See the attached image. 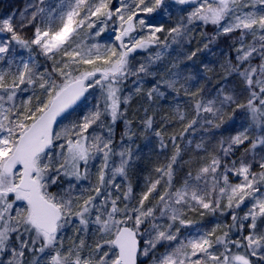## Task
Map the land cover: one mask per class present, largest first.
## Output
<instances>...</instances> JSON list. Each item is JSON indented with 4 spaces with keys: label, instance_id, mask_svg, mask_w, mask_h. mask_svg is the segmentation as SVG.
<instances>
[{
    "label": "snow or ice",
    "instance_id": "1",
    "mask_svg": "<svg viewBox=\"0 0 264 264\" xmlns=\"http://www.w3.org/2000/svg\"><path fill=\"white\" fill-rule=\"evenodd\" d=\"M171 4L194 7L174 27L151 22L152 14H170ZM109 22L117 43L91 42ZM197 22L217 28L205 48L239 34L235 62L214 93L197 87L195 75L171 69L147 90L140 124L159 140L158 151L168 147L169 126L183 130L168 137L173 154L137 193L129 171L138 146L127 109L163 52L194 38ZM152 48L159 51L134 63L138 51ZM37 50L51 67L38 63ZM232 75L239 91L227 83ZM172 94L187 97L184 107L195 115L188 120L177 103L173 119L161 116L156 127L153 106ZM88 96L95 103L78 111ZM237 111L248 125L222 136L217 149L196 143L205 155L177 185V168L191 163L182 160L190 134L220 131ZM118 121L125 125L119 143ZM192 212L230 214L231 223L182 238V228L197 224ZM158 246L165 252L157 255ZM141 257L150 264H264V0H29L19 15L0 18V264H142Z\"/></svg>",
    "mask_w": 264,
    "mask_h": 264
},
{
    "label": "trees",
    "instance_id": "2",
    "mask_svg": "<svg viewBox=\"0 0 264 264\" xmlns=\"http://www.w3.org/2000/svg\"><path fill=\"white\" fill-rule=\"evenodd\" d=\"M204 26V24L199 23L198 25L193 27L191 35L194 38L191 39V41L188 43V46L183 47L182 53H179L177 58L174 60L178 61L179 71H181L184 76H188L192 73L191 75H195L197 77V80L194 81L197 87H203L206 92H215V90L219 88L221 84L225 83L224 77L228 73V62L227 58L223 57L222 54H218V56L216 55L215 57L210 59L206 58L207 55L202 52V49L205 44V41L203 40L204 35L202 34V32L205 31ZM211 26L212 27L210 29H213L215 27L214 25ZM116 43L117 42L115 41L112 42V44ZM197 49L201 50L197 51ZM193 51H197V55L192 60H187L186 56L191 54V52ZM170 63L171 61L166 65L164 69L162 68L160 70L162 72L158 71V79H160L161 77H167V72L169 70ZM41 65H47L48 67H51V62L50 64L47 62H43L41 63ZM193 70L196 71L192 72ZM227 83L229 84V86L236 88L237 91H239L241 87L240 80L235 75L228 76ZM142 87L143 94L134 93L130 101V107L127 109V118L133 121V129L136 131V141H142L143 138L148 137L147 133L142 130L140 119L143 116V108L146 107L148 103L146 93L149 88L144 84L142 85ZM186 101L191 104V102L188 101V98L184 97L182 94L179 97V100L175 99L173 95H169L167 100L159 101L158 106L154 105L153 110L155 111V113H157L156 126H160L161 116H168L169 119H173L172 114L176 108L177 103L180 104L182 110L189 112L188 120H190L191 117L195 115V113L190 108L186 109L184 107ZM243 113L244 111H237L235 113L232 122L233 124L225 127V130H223L224 135H221L219 131H215L214 133H212L213 131H209L205 133L202 129L201 131H199L198 129L196 130L194 135L190 137V139H192V144L187 147L186 150L182 153V160L189 161L191 163H182L181 166L177 168V185L182 183L184 176L190 169V166L193 171L195 170V168L198 166V157L205 155V153L198 152V150H195V144L203 140L209 150L219 148V141L222 136L227 137L233 134L235 130H238L242 126H247V124L242 118V116L244 115ZM231 114L232 109H227V115ZM229 121L230 120H228L227 123ZM185 123H187V120L185 121ZM182 130L183 124H173L172 126H169L167 128V131L165 132V139L168 143L167 149L163 152L158 151L159 141L158 143H156L155 138H152V141L150 142V145L147 147L146 151H143V153H141L138 159L134 162L132 169L129 171V179L137 193L144 188L145 178L150 174L154 175V167L158 166L159 164L165 163L167 158L173 154L174 149L172 147L171 141L168 140V137L173 134H178ZM185 143H187V141H185ZM241 150L243 149L238 150L236 152V155H238ZM188 218L193 219L194 221H197L199 223L200 221H202V227L200 226V229L202 230H210L215 226V222L209 217V214L205 215L204 217H201L197 212H192L188 214ZM218 224L223 223L221 221H218ZM217 234L219 235L221 233L218 232ZM88 243L94 246L95 239L93 238L92 240H88Z\"/></svg>",
    "mask_w": 264,
    "mask_h": 264
},
{
    "label": "rangeland",
    "instance_id": "3",
    "mask_svg": "<svg viewBox=\"0 0 264 264\" xmlns=\"http://www.w3.org/2000/svg\"><path fill=\"white\" fill-rule=\"evenodd\" d=\"M29 2V0H0V18H5L13 13H16L17 15H19V12L21 10L24 9L25 5ZM50 2H54V0H50ZM171 2V0H169V3ZM192 7H194L193 5H179V4H171V8H170V14H165L164 12H159V13H155L152 14L150 17V20L152 23H155L157 25L159 24H163L165 28H170V27H174L176 26V24L183 18L186 17L187 14L192 10ZM183 9V10H182ZM200 22H197L194 26L198 25ZM210 25V24H209ZM193 26V27H194ZM212 26H208L205 25L204 26V32H202V34L204 35L203 40L205 41V44H208L209 38L216 36L217 34V28L216 26L213 29H210ZM113 25L112 22H109L106 30L99 36V37H95L91 42L93 43H99V44H112L114 40V32L112 30ZM28 35H31V29L27 30ZM161 38L163 39V36L166 35V33H162L160 34ZM191 35V33H190ZM239 34L238 33H233L230 34L228 36H224V35H220L214 43L210 44L208 48L203 47L202 52L207 55V59L213 58L216 55L218 56V54H222L223 57L227 58V62L229 64V61L231 60L233 63L235 62V52L233 51L234 48V39L235 37H237ZM192 36V35H191ZM249 40H251V37L248 38ZM116 42V41H115ZM189 41L185 40L183 42L182 45H171L166 51L163 52L162 54V62L160 61L156 66H154L153 68V72L154 75L151 77H147L145 78L144 81V85H146L148 88H151V86L158 80V71H160L162 68L164 69L166 67V65L171 61L170 63V67L169 69H171L172 71H179V67H178V61L174 60L177 58L179 53H182L183 51V47L188 46ZM204 44V45H205ZM157 51H159L158 48H152L149 51H138L135 54V61L134 63L137 62H142L145 60V58L149 55V54H155ZM27 53H17V56H23V57H27ZM36 55L38 56V63H49V61H45V59L42 56H39L38 54V50ZM175 64L176 67L172 68V65ZM169 71V70H168ZM196 70H193L192 72H194ZM162 72V71H160ZM181 72V71H179ZM168 74V72H167ZM192 74V73H191ZM190 74V75H191ZM128 89H131V81L128 82ZM162 90H164L163 86H162ZM209 92H213V91H209ZM214 93V92H213ZM134 95V94H133ZM173 96H175V94H172ZM95 103L94 97L93 96H88L87 100L83 101V103L79 106L78 111H83L85 110L86 107L91 106L92 104ZM244 115L242 116L243 120L245 121V123L248 125V120L247 117L245 115V112L243 113ZM233 119L230 120L228 123H226L223 128L219 131L221 135H224V131L226 126H230L233 123ZM67 121H61V125L60 127H62L64 124H66ZM157 127V126H156ZM199 131H201V128H197ZM59 130V128L57 129ZM125 130V125L123 123V121H118L116 125H114V137L117 143L120 142V137L123 135ZM134 130V129H133ZM143 130V128H142ZM135 131V130H134ZM136 132V131H135ZM215 131H213L212 133H214ZM194 135L191 134L190 137ZM147 138H143V140H135V143L132 145V147L135 149L138 146V152H137V159L138 157L141 155V153H143V151H146L147 147L150 145V142L152 141V138H155V142L158 143V139L155 137L154 134L152 133H147ZM189 137V138H190ZM143 142V144H142ZM187 144V143H185ZM143 145V146H142ZM242 151H240V153L238 155L235 154V156L238 158L241 156ZM136 159V160H137ZM97 164H99V161H97ZM131 170V169H130ZM255 171H259L258 166L254 169ZM93 180H95V175L93 174ZM233 182H236V178H233ZM61 183H66V181L61 180ZM53 191L56 190V187H53L52 189ZM139 193V192H138ZM247 209L244 208L241 210L240 214L243 215V212L246 211ZM209 217L211 219L214 220L215 225L218 224V221H221L222 223H231V218H230V214H226L224 216H221L220 213H216L215 215L209 214ZM202 227V221L197 222V224L195 226H193L192 228H187V229H181V237H185L188 235L189 232H195L197 228H201ZM67 235V238H66ZM236 234H233V236L235 237ZM73 236V229L72 228H68L65 234V246H69L72 243L71 239H68V237H72ZM94 237H92L91 235H89L87 237V242L88 240H92ZM165 252V248L164 246H158V250H157V255H160L162 253ZM87 253V250H85V254ZM255 259V258H253ZM142 260V264H150V260L151 257L149 258H144L141 257Z\"/></svg>",
    "mask_w": 264,
    "mask_h": 264
}]
</instances>
